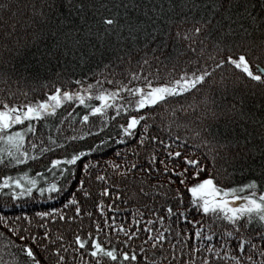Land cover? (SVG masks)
Instances as JSON below:
<instances>
[{
	"label": "snow or ice",
	"instance_id": "snow-or-ice-1",
	"mask_svg": "<svg viewBox=\"0 0 264 264\" xmlns=\"http://www.w3.org/2000/svg\"><path fill=\"white\" fill-rule=\"evenodd\" d=\"M167 2L169 10L180 7L182 11L189 12V15H180L179 23H176L171 18L161 16V6L159 9L153 7L152 15L145 11L143 19L134 21L120 23L115 16H104L100 19L102 31L98 29L99 36L115 34L118 40L123 42L122 33L126 31L131 38L129 51L125 53L121 49L122 55L114 57L117 61H122L124 55L128 57L130 67L125 76L127 83L124 80L105 78L103 81L95 80L94 83L84 85L81 80H76L75 84L81 85L79 91L55 87L51 93H45L46 98L43 100L26 103L0 100V165L5 169L16 170L18 166H27L29 161L39 162L41 157L47 155L43 167L45 171L53 173L51 179L39 171L34 176L29 175L27 171H17L15 176L0 174V190H7L4 193L7 197L4 208L19 207L21 201L24 204H36L38 198L55 201L69 186L74 189L60 207L50 206L47 210L37 208L31 215L22 211L15 217L13 226L8 230L17 235L20 241L26 239L23 233L28 232L29 243L20 246V252L27 257L23 264H41L31 245H36L46 254L49 264H69L70 260H76V264H197L198 253V264H264V230H261L264 229V188L261 187L264 183V116L257 121L254 114L245 112L242 98L239 103L236 102V93L241 85L245 89L251 87L254 90L252 95L259 92L264 97V15H252V9L255 8L252 0H211L209 16L201 15L199 18L191 15L200 7L198 0H184L183 4H178L177 0ZM69 4L76 10L77 15L86 7H90L85 0H79L78 3L69 0ZM60 7L61 4H58L57 0H52L51 3L41 0L39 7L36 0H15V3L0 0V12L9 14V20L0 24V28H4L0 33V48L9 53L18 51L23 33L24 37H30L31 42H39L44 38L53 41L49 56H54L59 49H63L65 55L70 47L76 49L80 44V30L67 27L72 23L67 17L57 22L58 18L52 16L53 11ZM133 7L138 5L134 4ZM260 7L264 9V2ZM84 19L85 17L80 15L81 23ZM162 19L168 28L167 32L159 22ZM0 20H3V17H0ZM174 25L175 34L170 36ZM88 33H91V27ZM137 34H140L139 38L149 40L153 44L163 45L164 49L168 48V44L158 37L168 36L174 45L173 58L177 62L186 56L189 50L195 53V46L199 42L197 62L207 53V61L211 63L206 61L199 68L182 70L172 78H162L159 69L145 75L143 66L148 64L147 59L141 57L136 61L139 72L131 68L133 56L138 52ZM177 42L183 51L175 47ZM153 51L159 52L161 48L154 47ZM188 63L192 64L193 61L189 59ZM217 71L219 79L216 78ZM4 76L10 78L8 73H4ZM105 84L113 87L106 88ZM125 92L128 93L127 97L122 95ZM193 92L203 93L200 101L193 105L194 109L203 106L198 118H211L217 122L222 119L226 125L235 124L238 120L259 123L262 130L259 133L261 146L258 151L262 157L259 181L252 179L236 187H227L223 186L211 171L217 169L218 160L226 161L229 156L235 158L241 154L248 156L257 152L256 146L252 144V132L247 128L240 136L219 137L217 133L211 132L209 125L204 129L207 135L200 139L199 144L193 146H202L205 149L203 160L193 158L194 153L185 155L181 151L172 150L171 144L165 143L157 135L147 136L149 121L153 118L156 108L166 105L170 97L190 95ZM8 95L11 96L12 93L9 92ZM23 95L27 96V93ZM229 96L232 97L231 101ZM66 102L78 103L85 110L79 117L80 128L72 130L75 134L58 141V138L49 133L45 141L43 129H40L39 143L29 139L37 135L36 122L47 121L56 116L57 110ZM110 110H114L117 117H124L123 123L118 124V143L125 144L129 138L134 139L137 146H143L146 139L152 142L154 147L149 153L148 166H141L140 170L151 173L159 171L155 168L157 163L163 165L162 174L172 178L169 183L175 180L178 185L184 186L190 198L185 207L183 195L177 187L175 208L168 206L165 209L166 216L150 211L149 217L155 216L156 219H146L142 227H137L140 222L135 216L130 223L118 222L116 217H112L111 222L108 219L92 220L94 231L84 233L81 230V234H74L73 239L68 242V247H65L63 235L52 238L51 224L93 216V212L86 211L81 206L93 195V178L105 185L100 191V196L110 195L107 174L97 172L93 177L92 170L98 167L99 160L90 159L94 153L103 154L110 147L107 140L99 138L103 129L109 126L108 121L114 119L109 115ZM97 118L101 125L94 122ZM193 136L199 138L201 133L195 131ZM87 138H93L90 144L87 143ZM109 139L113 137L109 136ZM77 140L84 141L85 144L73 147L70 142ZM157 144L165 153L163 159H158L155 154ZM52 146L64 151L53 158L55 149ZM69 148L71 151H68ZM129 151L138 155L134 149ZM115 154L120 155L119 152ZM175 158L182 160L184 164L179 171L175 170L178 164L169 167ZM104 163L124 178H133L134 170L137 169L135 163L125 167L111 160ZM205 173L206 175L202 176ZM139 192L144 196L148 195L143 188H140ZM119 196L120 194L116 193L117 199ZM105 209L119 211L113 209V204H106L103 199L95 203V210L101 217L105 216ZM137 213L143 215L139 210ZM166 219L168 227L161 231L156 225L159 224L163 228ZM15 221H20L21 225L17 226ZM34 221L36 228L42 230L39 233L42 237L39 241L31 231ZM181 221L185 225L183 228L177 230L172 227L173 223L179 225ZM0 223L8 228L5 216L0 215ZM254 224H258L259 229L254 227ZM21 227L22 230L18 231ZM169 232L174 233L175 239L167 235ZM214 239L215 244L212 243ZM48 240H51L53 247L45 246L44 241ZM137 241L140 243L137 244ZM69 248L72 253L79 254V259L76 255H68ZM169 248L170 252L167 251ZM254 256H259V261ZM16 264H20L19 260Z\"/></svg>",
	"mask_w": 264,
	"mask_h": 264
},
{
	"label": "trees",
	"instance_id": "trees-1",
	"mask_svg": "<svg viewBox=\"0 0 264 264\" xmlns=\"http://www.w3.org/2000/svg\"><path fill=\"white\" fill-rule=\"evenodd\" d=\"M9 2L15 3V0H9ZM45 2L51 3L52 0H45ZM57 2L61 4V7L53 11V18H58L57 22L65 19V17L71 20L72 23L68 24L67 27L73 29L78 28L80 30L78 37L80 44L76 49L70 47L66 55L63 53V49H59L56 50L54 56H49L48 52L53 48V41L44 38L39 42H31L30 37H24L22 33V42L18 51L14 50L9 53L0 48V100L7 99L10 103H26L28 101L43 100L46 98L45 93H51L55 87L79 91L81 85L75 84L76 80H81L84 85L94 83L95 80L103 81L105 78L124 80L127 83L125 76L130 67L128 57L124 55L122 61H117L114 57L122 55L121 49L125 53L129 51V46L132 45L131 38L126 31L122 33L124 37L123 42L119 41L115 34L104 35L103 37L99 36L97 34L98 29L102 31V26L100 25L101 17L115 16L120 23H124L125 21H134L138 18L143 19L145 11H148L149 15H152L151 9L153 7L159 9L161 6H163L161 16L171 18L176 23H179L180 15H189V12L182 11L180 7L169 10L167 0H85V3L90 5V7H86L79 15H77L75 9L71 8L69 0H57ZM78 2L79 0H73V3ZM262 2L264 0H252V3L255 4V8L252 9V15L257 17L264 15V9L260 7ZM40 3L41 0H36L37 7L40 6ZM177 3L183 4L184 0H177ZM198 3L200 7L191 13V15L195 18H199L201 15L208 17L210 14L211 0H198ZM134 4L138 5V7H133ZM80 15L85 17L83 23L80 21ZM0 17H3V20H0V24H3L4 20H9V14L7 12H0ZM159 22L167 32L168 28L163 24V19ZM89 27H91L90 34L88 33ZM3 31L4 28H0V33ZM117 31H119V28H117ZM175 31L176 28L174 25L170 36H174ZM137 35L138 41L136 48L138 52L133 56L131 68L139 72L140 69L136 67V61L143 57L148 60V64L143 66L145 75H148L150 71L155 72L159 69V75L162 78H172L182 70H189L194 67L199 68L207 61L206 53L197 62L199 42L195 46L197 49L195 53L189 50L187 55L181 57L179 62H177L173 58L175 55L172 51L174 45L168 36L158 37V39H163L168 44V48L164 49L163 45L153 44L149 40L139 38L140 34ZM157 46L161 48V51L154 52L153 48ZM175 47L183 51L179 42H177ZM170 53L172 54L171 56ZM165 57H169V59L166 60ZM189 59L193 61L192 64L188 63ZM110 60L111 64H109ZM207 62L209 64L211 63L210 61ZM105 65L109 66L105 68ZM149 65L151 68H149ZM13 69L17 71L14 72ZM4 73H8L10 78H5ZM113 73L115 75H112ZM216 78L219 79V71H217ZM149 79H151V76H149ZM104 87L110 88L113 86L105 84ZM253 91L251 87L245 89L241 85L236 93L238 97L236 102L239 103V99L242 98L245 112H251L254 114L255 120L259 121L264 116V97L259 92L252 95ZM9 92L12 93L11 96L8 95ZM23 93H27V96L23 95ZM122 95L127 97L128 93L125 92ZM202 95L203 93L193 92L190 95L184 94L183 96L168 98L166 105L154 110L153 118L149 121L150 128L147 136L157 135L165 143H170L172 150L181 151L185 155H192L194 153L193 158L203 160L205 149L202 146L200 148L193 146L199 144L200 139L207 135L204 129L209 125L211 126V132L217 133L219 137H223L224 135L240 136L244 134V129L247 128L248 131L252 132L251 140L252 144L256 146L257 152L255 154H249L248 156L241 154L235 158L229 156L226 161L218 160L217 169L219 171L217 169H212L211 171L212 175L217 177V180L222 182L223 186L227 187H236L252 179L259 181L262 160L258 151L261 146L259 133L262 131L259 123H253L251 120H238L235 124L228 123L226 125L222 119L217 122L211 118H198L201 116L203 106L201 105L199 109H194L193 105L200 101ZM228 99L231 101L232 97L229 96ZM120 102L122 103L123 101ZM84 112V108L78 103L66 102L65 105L57 110L56 116L50 117L47 121L36 122L37 135L35 137H29V139L39 143L40 129H43V139L45 141L49 133L58 138V141L68 135H73L75 133L72 130L74 128H80L79 117ZM109 115L114 119L108 121L109 126L103 129L99 138L107 140L110 147L103 154L94 153L90 159L99 160L98 167L92 170L93 177L97 172L107 174L110 195L107 197L100 196V191L105 185L102 181H95L93 178L91 182L93 195L81 205L86 211L93 212V216L91 218L82 216L72 222L56 221L51 224L52 238L55 239L58 235H63L65 237V247H68V242L73 239L74 234H81V230L84 233H87L89 230L94 231L92 220L99 219L102 221L108 219L111 222L112 217H116L118 222L124 221L125 223H130L133 216H135V219L140 222L137 227H142L146 219H156L155 216L149 217L150 211L166 216L165 209L168 206H172L173 208L176 206L175 190L177 187L180 188L185 201V207H187V202L190 198L189 194H187L184 186L178 185L175 180L169 183V180L172 178L167 174H162L163 165L157 163L155 168L159 171H153L151 173H144L140 170L141 166H148L147 160L149 153L153 151L154 147L152 142L146 139L143 146H137L135 140L129 138L125 144L118 143L117 141L120 139L118 136V124L123 123L124 117L123 115L117 117L114 110H110ZM61 119H63V123H61ZM90 119L93 118L90 117ZM94 122L97 125H101V121L98 118ZM195 131L201 133L199 138L193 136V132ZM109 136L113 137V139H109ZM92 139L87 138V143L90 144ZM70 143L73 147H79L85 144L84 141L79 140ZM52 147L55 149L52 153L53 158L64 151L63 149L55 148V146ZM129 149H134L138 155H134L133 151H129ZM68 151H71V148ZM116 152H119L120 155L116 156ZM31 154L32 152L30 150ZM155 154L158 159L165 158V153L159 144L155 145ZM46 160L47 155L41 157L39 162L29 161L27 166H18L16 170L5 169L0 165V174L15 176L17 171H27L29 175L34 176L39 171L51 179L53 173L45 171L43 167ZM106 160L114 161L116 164L121 165V167L130 166L134 163L137 164V169L134 170V177L124 178L117 175L110 166L104 163ZM208 162L211 163L210 160ZM175 164H178V167L175 169L176 171L184 167L183 161L178 158H175L173 163L169 164V167L172 168ZM203 175H206V173ZM141 181L144 182L141 183ZM261 187L264 188V183L261 184ZM140 188H143L148 195L144 196L141 194L139 192ZM73 190V186H69L67 191L63 192L55 201H48L46 198H38L36 204L31 202L24 204L21 201L19 202V207H12L10 209L4 208V201L7 199L4 193L7 190H0V215L5 216L8 224V228H6L4 224L0 223V264H16L17 260H19L20 264H23L27 259L20 252V246L29 243L27 239L28 232L23 233L26 239L20 241L17 235H13L8 230L13 226L15 217L22 211L31 215L34 209L37 208L47 210L50 206L60 207ZM116 193L120 194L119 199L116 198ZM100 199H103L106 204H113V209H119V211L105 209V216L101 217L95 210V203ZM137 210L143 213V215H139ZM174 220L175 218H173ZM15 223L17 226L21 225L20 221H15ZM184 226V222L182 221L179 225L176 223L172 224V227L177 230ZM253 226L259 229L258 224H254ZM156 227L163 231L164 228L168 227L167 219L163 228L159 224ZM20 230H22V227L18 228V231ZM31 231L36 234L38 241L41 240L42 237L39 233L42 230L36 228L35 221L33 222ZM167 235L175 239L173 232H169ZM245 235L247 236V233ZM141 236L143 237V232ZM121 238H123V234H121ZM139 243L140 241H137V244ZM212 243L215 244L216 240L214 239ZM44 244L48 248L53 247L51 240L44 241ZM57 244H59V241H57ZM31 246L36 251L37 258L40 259L41 264H49V259L46 258V254L42 253L36 245ZM176 248L177 252H179L180 248L178 244ZM167 251L170 252L171 249L169 248ZM62 254L64 253L62 252ZM68 255H76L77 259H79V254L72 253L71 248H69ZM199 255L198 253L197 264ZM254 258L257 261L260 259L259 256H254ZM69 264H76V260H70ZM228 264H231V262H228Z\"/></svg>",
	"mask_w": 264,
	"mask_h": 264
}]
</instances>
